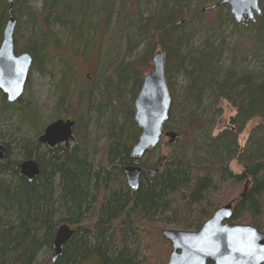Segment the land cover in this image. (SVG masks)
Here are the masks:
<instances>
[{
	"label": "trees",
	"instance_id": "trees-1",
	"mask_svg": "<svg viewBox=\"0 0 264 264\" xmlns=\"http://www.w3.org/2000/svg\"><path fill=\"white\" fill-rule=\"evenodd\" d=\"M41 1L38 13L27 0H15L11 8L17 20L15 31L22 18L39 28L37 35L32 32L23 40L17 37L23 43L20 52L31 55L32 67L40 73L52 34L47 29L50 21L68 28L71 38L78 39L91 11L90 0ZM153 1L147 16H135L134 33L143 42L141 56L114 69L121 84L132 78L136 87L131 102L124 105L125 126L117 129L111 124L104 143L94 150L96 157L85 146L84 119L79 115L73 130L77 142L71 150L59 144L49 149L38 143L42 130L0 142L7 149L0 161V264H166L170 244L161 236L165 224L197 230L215 209L229 202V222L264 231V77L246 72L237 75L228 68L218 80L221 45L213 49L207 38L201 48L189 47L194 33H216L228 20L237 32L251 27V34L242 37L244 43L231 49V54L238 48L240 53L247 49L256 54L264 44V0H259L261 13L244 25L233 21L226 6L216 8L213 19L206 17L202 5L220 0H197L194 8L191 0ZM107 6L105 3V19L110 3L109 9ZM9 16L7 0H0V36ZM157 51L165 56L172 98L163 128L177 137L165 152L153 156L152 149L143 158L133 159L130 149L141 130L133 121L132 103ZM176 73H182L188 82L181 93L172 86ZM207 92L211 106L202 104ZM222 100L229 103L234 115L225 128L212 135L211 124L222 113L218 106ZM2 101L1 110L13 108L20 115V126L32 128L38 116L32 106L13 107ZM102 101L108 104L107 95ZM67 109V100L63 105V95H58L53 119L65 115ZM247 127L248 135L240 146L238 138ZM28 158L39 164V174L31 182L19 173L20 162ZM127 165L142 168L135 191L125 182L123 168ZM151 168L158 172L148 178L145 171ZM61 223L75 231L52 263L46 254ZM41 254L44 259L38 262Z\"/></svg>",
	"mask_w": 264,
	"mask_h": 264
},
{
	"label": "rangeland",
	"instance_id": "rangeland-1",
	"mask_svg": "<svg viewBox=\"0 0 264 264\" xmlns=\"http://www.w3.org/2000/svg\"><path fill=\"white\" fill-rule=\"evenodd\" d=\"M27 2L35 12L40 11L41 0H27ZM151 2L154 1L106 0L104 2V0H90L91 11L84 18L83 35L78 39L71 38L68 28L50 21L47 29L52 34L49 35V42L45 46L49 45L48 54L43 59L42 69L44 71L40 73L35 68H30L20 104L26 105V107L32 106L33 113L38 116L30 129L26 124L20 126L18 111L13 108L4 111L0 109V142L7 143L10 138H18L24 134L31 135L36 130H42L49 121L53 120L54 104L58 95L61 94L63 95V105L64 101L67 100L68 108L67 113L61 117L74 118L77 115L83 117L85 146L89 147V150L96 157L94 150L104 143V136L108 134L111 124L117 129L124 125L125 106L131 102V92L136 87L134 88L132 78L130 80L128 78L125 85L121 84L120 79L114 73V69L118 65L137 60L141 56L143 42L140 40V36H136L134 33L136 31L134 21L138 14L147 16L150 13ZM212 2L208 1L202 7L212 4ZM105 3H108V6L110 3V9L108 6L106 7L110 13L106 19ZM196 3L197 0H191L192 8ZM227 9L221 12L222 17H224ZM205 14L208 19H213L217 11H206ZM18 26V30L16 29L14 33L16 51H20V47L23 45L17 35L23 40V37L27 38L32 32L35 35L39 32L37 25L32 27L31 23L26 24L23 18ZM221 27L216 33L207 34L202 30L194 33L189 40V47L201 48L207 38L210 39L209 44L212 45L213 49L221 45L219 49L222 48V50L217 60L218 70L216 71L218 72V80L225 75L228 68L237 71V75L240 72H246L264 77V44L259 45L256 54L248 52L247 49L240 53V48L236 50V54H231V49L244 43L242 37L251 34V27H246L237 32L228 20H224ZM134 42L136 43L133 46ZM57 54L62 57V60ZM187 84L188 82L182 73H176L172 77V86L179 93L185 89ZM104 95H107L109 100L107 105L102 104V96ZM1 103L3 101L0 98ZM211 103L212 98L207 92L202 98V104L211 106ZM218 106L222 113L212 121V135L225 128L228 124V118L234 115V110L227 101L222 100ZM61 108L62 106H59V109ZM247 135L248 127L238 138L240 146L243 145ZM74 137L77 142V137L75 135ZM171 144L168 143L167 138H161L152 155L165 152ZM164 229L193 230L173 224H165ZM50 255L51 250L46 256H49L50 259ZM44 256L45 254H41L37 261H42ZM82 264L93 263L85 261Z\"/></svg>",
	"mask_w": 264,
	"mask_h": 264
},
{
	"label": "water",
	"instance_id": "water-1",
	"mask_svg": "<svg viewBox=\"0 0 264 264\" xmlns=\"http://www.w3.org/2000/svg\"><path fill=\"white\" fill-rule=\"evenodd\" d=\"M15 0H7L9 11ZM219 6H227L236 24L253 20L255 14L261 13L258 0H220L217 3L202 7L210 11ZM17 20L10 16L2 29L0 42V90L6 100L13 103L23 94L28 72L33 58L27 52L14 53V32ZM152 69L143 76L142 83L133 101V121L141 132L130 149L133 159L141 158L149 149H154L162 135L172 143L177 134L174 131H163V125L169 118L172 98L165 77V56L162 51L152 55ZM73 119H57L49 123L38 143L51 149L64 144L71 150L76 145L72 129ZM7 155V149L0 144V161ZM19 173L28 182L39 174V164L33 158L24 159L19 164ZM126 185L135 191L139 185L142 169L139 165H127L123 168ZM156 168L148 169L145 174L153 178ZM232 203L218 207L197 230L163 229L161 236L170 243L171 250L166 264H264V232L250 224L230 223ZM69 224L61 223L51 245V262L59 257L63 246L74 234Z\"/></svg>",
	"mask_w": 264,
	"mask_h": 264
},
{
	"label": "flooded vegetation",
	"instance_id": "flooded-vegetation-1",
	"mask_svg": "<svg viewBox=\"0 0 264 264\" xmlns=\"http://www.w3.org/2000/svg\"><path fill=\"white\" fill-rule=\"evenodd\" d=\"M1 40H2V33H1V36H0V42H1ZM15 39H14V53H15V55H19L20 53H22V52H24V51H16V49H15ZM0 98L1 99H3V100H5V101H7L6 100V95L5 94H3L2 93V91L0 90ZM21 102H22V98H20L19 100H17V101H15V102H13V103H9L10 105H12L13 107H20V104H21ZM68 118H70V117H68ZM74 121L76 120V117H74V118H72ZM76 124V123H75ZM73 130H74V128H73ZM165 130V129H164ZM166 131V130H165ZM59 145H62V144H59ZM63 147H64V145H62ZM65 148V147H64Z\"/></svg>",
	"mask_w": 264,
	"mask_h": 264
},
{
	"label": "bare ground",
	"instance_id": "bare-ground-1",
	"mask_svg": "<svg viewBox=\"0 0 264 264\" xmlns=\"http://www.w3.org/2000/svg\"><path fill=\"white\" fill-rule=\"evenodd\" d=\"M7 103H9L8 101H6ZM2 145V144H1ZM34 159V158H33ZM124 174V173H123Z\"/></svg>",
	"mask_w": 264,
	"mask_h": 264
}]
</instances>
